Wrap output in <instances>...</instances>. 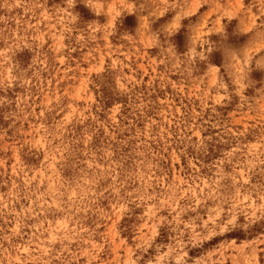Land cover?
<instances>
[{"label":"rangeland","instance_id":"374dc122","mask_svg":"<svg viewBox=\"0 0 264 264\" xmlns=\"http://www.w3.org/2000/svg\"><path fill=\"white\" fill-rule=\"evenodd\" d=\"M66 7L0 0V264H264V147L251 114L176 94L179 77L152 66L157 48L151 60L126 59L127 47L90 60L60 36ZM134 7L109 8L121 31L136 26ZM70 11L79 27L96 18L82 3ZM121 72L140 81L131 93ZM248 79L255 104L264 73Z\"/></svg>","mask_w":264,"mask_h":264},{"label":"clouds","instance_id":"9594fccd","mask_svg":"<svg viewBox=\"0 0 264 264\" xmlns=\"http://www.w3.org/2000/svg\"><path fill=\"white\" fill-rule=\"evenodd\" d=\"M77 3H82L96 17H85L83 27L78 26L79 17L70 11ZM136 3L139 5L133 8L136 26L129 24L121 31L118 13L109 12V8L123 12L127 0L123 4L121 0H65L66 15L58 21L60 36L79 47H87L90 60L96 58L95 52L107 50L108 55H112L119 53L122 47L129 50L124 53L126 59L143 55L151 60L149 48L159 49L160 56L152 66L163 65L165 79L179 77L175 82L176 94H190L200 101L201 109L211 108L213 112L217 107L234 103L236 113L245 119L251 114L252 126L259 128L258 143L264 147V87L256 88L255 104L247 95V89L255 87L248 73L253 67L264 73V0H136ZM200 9L204 11L199 12ZM100 16L104 17L103 21L98 18ZM47 18L53 19L52 16ZM113 39L117 45H113ZM101 41L107 43L102 46ZM69 47L70 51H76L75 47ZM115 62L122 64L118 59ZM197 62L203 74L194 77L193 68ZM120 79L128 93L140 83L122 72ZM200 115L196 113L191 117L193 127ZM179 119L184 122L183 114ZM227 131L232 132L231 128ZM232 134L242 135L239 130ZM203 143L201 139L196 146L201 147ZM234 221L233 216L227 224Z\"/></svg>","mask_w":264,"mask_h":264}]
</instances>
